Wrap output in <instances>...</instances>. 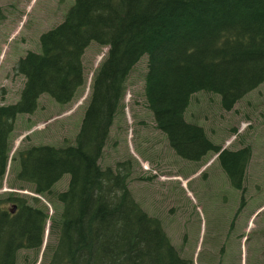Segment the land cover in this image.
Wrapping results in <instances>:
<instances>
[{
	"label": "trees",
	"instance_id": "obj_1",
	"mask_svg": "<svg viewBox=\"0 0 264 264\" xmlns=\"http://www.w3.org/2000/svg\"><path fill=\"white\" fill-rule=\"evenodd\" d=\"M91 43L107 51L73 140L20 146L10 159L17 116L33 114L42 95L69 104L85 84ZM140 63L141 105L173 153L196 164L212 154L231 188L243 191L250 148L222 149L185 113L197 93L217 96L230 112L264 83V0H74L60 23L39 35L37 48L14 61L18 100L0 104V181L15 162L16 189L28 185L34 195L0 197V264H19L22 251L33 253L22 264H195L134 199L127 161L100 164ZM64 175L66 186L56 191ZM35 196L59 208L49 215Z\"/></svg>",
	"mask_w": 264,
	"mask_h": 264
},
{
	"label": "rangeland",
	"instance_id": "obj_2",
	"mask_svg": "<svg viewBox=\"0 0 264 264\" xmlns=\"http://www.w3.org/2000/svg\"><path fill=\"white\" fill-rule=\"evenodd\" d=\"M73 1L0 0L4 14L0 20V104L18 100L22 78L13 74L14 61L26 50L37 48L39 35L60 23ZM106 51L95 43L86 49L83 55L85 84L69 104L62 106L48 95H42L33 114L17 116L10 136V159L20 146L65 145L73 140L93 72ZM143 70L144 65L140 63L130 76L123 100L124 110L115 119L101 166L127 161L128 187L134 199L145 212L162 222L172 245L181 253L192 255L195 264H200L197 254L205 256L203 250L207 246L204 244L214 236V231L215 236L217 231L221 233L217 245L228 241L229 235L220 225L223 221L228 223L230 217L235 231L242 226L243 238L230 242L225 256L228 264H264V83L230 112L221 109L217 96L197 93L192 96L185 113L188 121L201 125L222 148H250L251 158L240 192L227 183V177L212 154L196 164L181 160L169 148L163 134L155 129L152 115L141 105ZM15 169L16 163L11 164L9 160L0 181V197L7 192L34 196L28 185H25L27 190L16 189L19 184L14 178ZM67 180L68 176L64 175L53 189H64ZM35 197L47 207L49 215L59 208L56 202ZM48 230L49 221L38 263ZM23 255H28L29 259L33 257L32 252L22 251L19 264H22Z\"/></svg>",
	"mask_w": 264,
	"mask_h": 264
},
{
	"label": "flooded vegetation",
	"instance_id": "obj_3",
	"mask_svg": "<svg viewBox=\"0 0 264 264\" xmlns=\"http://www.w3.org/2000/svg\"><path fill=\"white\" fill-rule=\"evenodd\" d=\"M220 226L225 227V234L229 235L228 241L224 242L222 245H217L221 233L217 231V236H215L214 231V236H210L208 240L206 239V242L204 244L207 246L204 248L205 250H203V252L206 251L205 256L201 257L202 254H197V259L199 260L200 264H211L212 262H214L215 264H228L225 256L230 247V242L232 241V239L240 240V238H243V234L241 232L242 226L239 227V230L235 231L231 217L228 223L226 221H223ZM212 241H215L214 244L212 243Z\"/></svg>",
	"mask_w": 264,
	"mask_h": 264
},
{
	"label": "bare ground",
	"instance_id": "obj_4",
	"mask_svg": "<svg viewBox=\"0 0 264 264\" xmlns=\"http://www.w3.org/2000/svg\"><path fill=\"white\" fill-rule=\"evenodd\" d=\"M179 179V178H178Z\"/></svg>",
	"mask_w": 264,
	"mask_h": 264
}]
</instances>
